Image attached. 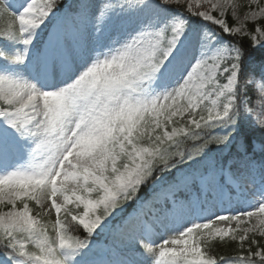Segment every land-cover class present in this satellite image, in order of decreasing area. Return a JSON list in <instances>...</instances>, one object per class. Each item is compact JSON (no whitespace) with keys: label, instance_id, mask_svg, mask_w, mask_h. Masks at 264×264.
<instances>
[{"label":"snow or ice","instance_id":"snow-or-ice-1","mask_svg":"<svg viewBox=\"0 0 264 264\" xmlns=\"http://www.w3.org/2000/svg\"><path fill=\"white\" fill-rule=\"evenodd\" d=\"M257 236L262 0H0V264H264Z\"/></svg>","mask_w":264,"mask_h":264},{"label":"trees","instance_id":"trees-1","mask_svg":"<svg viewBox=\"0 0 264 264\" xmlns=\"http://www.w3.org/2000/svg\"><path fill=\"white\" fill-rule=\"evenodd\" d=\"M229 20V19H228ZM230 21V20H229ZM230 24H232L231 22H230ZM249 27H250V29H251V27H252V24L250 23L249 24ZM245 45H247V40H245ZM53 218V217H52ZM236 248V245L234 244V243H232V244H230V245H228V247H221V246H217V248H216V252L218 253V254H220V255H226V254H233V250Z\"/></svg>","mask_w":264,"mask_h":264},{"label":"rangeland","instance_id":"rangeland-1","mask_svg":"<svg viewBox=\"0 0 264 264\" xmlns=\"http://www.w3.org/2000/svg\"><path fill=\"white\" fill-rule=\"evenodd\" d=\"M238 2L240 3V4H242V5H246L247 3H248V0H238ZM262 2H264V0H262ZM246 11V8H241L240 9V12H241V18H242V16H243V14H244V12ZM215 14V13H214ZM228 16H229V20H230V22L232 23V25H234V24H236V21L235 20H233L232 19V16H231V11H229V13H228ZM250 28V27H249ZM54 213V210H53V212H52V214ZM55 214V213H54ZM157 240H158V238H156V242H157Z\"/></svg>","mask_w":264,"mask_h":264}]
</instances>
